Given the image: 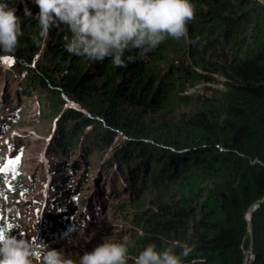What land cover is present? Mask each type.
<instances>
[{
	"label": "trees",
	"instance_id": "1",
	"mask_svg": "<svg viewBox=\"0 0 264 264\" xmlns=\"http://www.w3.org/2000/svg\"><path fill=\"white\" fill-rule=\"evenodd\" d=\"M192 3L188 37L166 39L145 61L116 67L109 59L71 55L63 26L37 46L31 40L37 21L18 12L20 46L4 70L0 60L15 100L34 92L45 97L41 112L48 113V123L40 133L54 139L48 145L52 162L72 159L74 149L81 150L83 163L107 154L109 168L126 174L123 190L149 196L150 210H133L142 235L129 250L132 264L149 244L178 255L181 245L190 246L182 264H244L250 246L246 215L264 199V166L253 163L264 162V0ZM197 37L196 44L187 42ZM216 77L223 79L222 95L200 98L188 118L160 126L145 117V111L184 104L180 92ZM12 175L6 187L28 191L18 173ZM116 200L118 213L127 215L129 206ZM252 227L254 251L247 263L264 264V201Z\"/></svg>",
	"mask_w": 264,
	"mask_h": 264
},
{
	"label": "rangeland",
	"instance_id": "2",
	"mask_svg": "<svg viewBox=\"0 0 264 264\" xmlns=\"http://www.w3.org/2000/svg\"><path fill=\"white\" fill-rule=\"evenodd\" d=\"M8 3L20 14L24 13L25 5L31 12H38L32 0H8ZM5 58L13 61L11 56H0L3 70L8 65L3 62ZM216 80L186 87L179 93L184 97V104L145 111V117L160 126L188 118L200 98L222 95L223 79L216 77ZM9 84L6 75L0 74V154L2 152L3 156L0 162V226L12 230L13 235L23 232L26 238L43 241L77 261L84 252L92 251L105 239L123 242L131 250L142 235L140 226L133 220V210H141L140 214L150 210L149 196L135 194L133 188L124 191L121 181L126 179V174L109 168L105 161L110 158L107 154L96 153L90 162L83 163L81 150L74 149L72 159L60 157L58 165L52 162L48 145L54 139L40 133L45 128L43 123H48L43 117L48 113L41 112L46 104L41 99L45 97L34 92L29 99L15 100L14 88ZM13 118L16 121L11 123ZM16 158L19 163L14 162ZM73 159L77 161L73 163ZM10 165L15 172L10 170ZM67 167L71 169L64 170V176L61 175ZM14 173H18L28 191L6 187ZM62 183L66 184L64 193L61 192ZM119 197L129 206L127 215H120L116 210ZM81 224L87 226L80 227ZM129 258L128 264H132Z\"/></svg>",
	"mask_w": 264,
	"mask_h": 264
},
{
	"label": "clouds",
	"instance_id": "3",
	"mask_svg": "<svg viewBox=\"0 0 264 264\" xmlns=\"http://www.w3.org/2000/svg\"><path fill=\"white\" fill-rule=\"evenodd\" d=\"M38 8L33 16L25 5L24 17L35 19L39 31L31 40L40 46L53 28L63 26L65 51L92 62L109 59L113 66L145 61L148 54L166 39L180 41L188 37L187 25L195 19L192 0H32ZM16 7L0 0V56H12L20 46L22 21ZM196 40L188 43L196 44ZM253 163L264 162L257 158ZM81 224L80 227H86ZM176 254L171 247L157 250L149 244L135 258V264H182L192 249L181 245ZM128 246L108 239L78 261L66 257L38 239L0 226V264H128Z\"/></svg>",
	"mask_w": 264,
	"mask_h": 264
},
{
	"label": "water",
	"instance_id": "4",
	"mask_svg": "<svg viewBox=\"0 0 264 264\" xmlns=\"http://www.w3.org/2000/svg\"><path fill=\"white\" fill-rule=\"evenodd\" d=\"M263 200H259L256 203H254L252 206H250V208L248 209L247 215H246V219L248 221L249 224V234H250V246L248 248L247 251H245V260H244V264H248L247 263V259L250 255L253 256V251H254V232H253V227H252V217L254 212L263 204Z\"/></svg>",
	"mask_w": 264,
	"mask_h": 264
},
{
	"label": "snow or ice",
	"instance_id": "5",
	"mask_svg": "<svg viewBox=\"0 0 264 264\" xmlns=\"http://www.w3.org/2000/svg\"><path fill=\"white\" fill-rule=\"evenodd\" d=\"M3 62L10 65L13 61H11L10 59L5 58V60ZM14 162L15 163H19V158H16V160Z\"/></svg>",
	"mask_w": 264,
	"mask_h": 264
}]
</instances>
